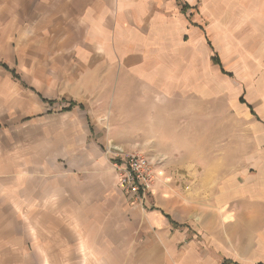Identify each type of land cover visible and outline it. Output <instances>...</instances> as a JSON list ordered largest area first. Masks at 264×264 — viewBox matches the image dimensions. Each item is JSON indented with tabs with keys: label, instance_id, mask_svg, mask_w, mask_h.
<instances>
[{
	"label": "crops",
	"instance_id": "crops-1",
	"mask_svg": "<svg viewBox=\"0 0 264 264\" xmlns=\"http://www.w3.org/2000/svg\"><path fill=\"white\" fill-rule=\"evenodd\" d=\"M186 4L183 11L178 0H0V264H52L54 244L62 263L85 264L90 241H99L110 264H220L194 238L180 251V230L169 239L165 230L174 228L159 211L127 203L119 206V222L101 227L94 216L86 223L84 182L76 177L71 197L69 184L54 193L52 163L38 143L44 135L51 148L45 136L52 131L41 133V119L54 115L52 103H75L68 112L99 104L109 116L127 118L134 92L152 102L174 91L176 58L166 54L206 41ZM61 167L63 181L74 179ZM114 175L117 182L115 169ZM173 218L182 221L181 212Z\"/></svg>",
	"mask_w": 264,
	"mask_h": 264
},
{
	"label": "rangeland",
	"instance_id": "rangeland-1",
	"mask_svg": "<svg viewBox=\"0 0 264 264\" xmlns=\"http://www.w3.org/2000/svg\"><path fill=\"white\" fill-rule=\"evenodd\" d=\"M186 3L192 21L205 29L206 41L201 38L196 49L166 54L176 58L170 64L180 80L174 91L152 102L134 92L127 118L109 116L99 104L89 103L93 108L87 105L82 112H68L72 109L65 103L50 104L54 115L41 119V133L46 127L52 131L45 136L51 148H46L44 135L38 142L52 163L48 184L54 193L64 192L61 183L69 184L71 197L79 177L84 182V221L91 223L95 216L101 227L107 226L119 222L120 205L134 206L118 188L114 162L122 154L146 155L156 164L157 181L138 206L167 218L175 230H165L169 239L180 230V251L194 238L214 262L264 264V0ZM215 53L226 73L212 60ZM61 165L74 179L62 180ZM189 206L196 210L192 215ZM175 212H181L182 221L174 220ZM88 243L85 264H110L99 241L96 247ZM52 249V264H66L55 244ZM171 251L172 246L166 258Z\"/></svg>",
	"mask_w": 264,
	"mask_h": 264
},
{
	"label": "built area",
	"instance_id": "built-area-1",
	"mask_svg": "<svg viewBox=\"0 0 264 264\" xmlns=\"http://www.w3.org/2000/svg\"><path fill=\"white\" fill-rule=\"evenodd\" d=\"M113 167L117 183L133 205L144 204L157 181L156 164L150 157L137 153L122 154Z\"/></svg>",
	"mask_w": 264,
	"mask_h": 264
},
{
	"label": "trees",
	"instance_id": "trees-1",
	"mask_svg": "<svg viewBox=\"0 0 264 264\" xmlns=\"http://www.w3.org/2000/svg\"><path fill=\"white\" fill-rule=\"evenodd\" d=\"M178 1H180V3L182 4V10H183V11H186V10L188 9V5H187L186 3H183L182 0H178ZM209 44H210V46L212 47L210 41H209ZM212 48H213V47H212ZM212 60L214 61L215 64H217V65L220 66V68H221V70H222L223 72L226 73V71H225L224 68H223L222 61H221V59H220V57H219V55H218L217 53H215V54L213 55ZM4 66L7 68L6 65H4ZM228 74H229V73H228ZM44 100H45L46 102H49V103L52 102V101H49V100H47V99H44ZM74 104H75V103H71L70 106L67 107V109H68V110L72 109V107L74 106ZM230 262H231L230 260H225V261H224V264H229Z\"/></svg>",
	"mask_w": 264,
	"mask_h": 264
}]
</instances>
